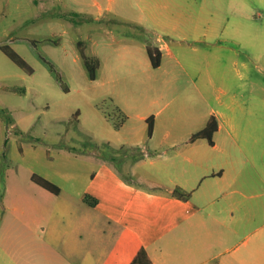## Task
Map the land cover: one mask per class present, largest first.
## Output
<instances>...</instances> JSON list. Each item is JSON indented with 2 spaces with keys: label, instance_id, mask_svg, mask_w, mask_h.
Listing matches in <instances>:
<instances>
[{
  "label": "rangeland",
  "instance_id": "1",
  "mask_svg": "<svg viewBox=\"0 0 264 264\" xmlns=\"http://www.w3.org/2000/svg\"><path fill=\"white\" fill-rule=\"evenodd\" d=\"M193 1L0 0V45H10L33 68L21 67L0 48V214L8 206L9 185L17 194L36 196L21 163L32 166L61 187L58 195L40 187V219L51 216L58 203L70 204V215L92 223L82 245L103 261L113 260L110 252L118 241L107 224L110 213L122 207L113 198L116 187L157 193L178 187L176 182L184 180V147L216 105L214 94L207 101L183 75L180 60L199 55L185 40L194 33L180 25L172 31L160 26L195 8ZM247 2L256 21L247 22L264 24L259 0ZM253 34L264 40V32ZM258 38L252 50L263 57L250 63L246 84L233 83L255 110L253 118L264 100V49ZM166 42L171 49L164 48L163 65L155 67L148 47ZM83 51L100 61L94 79ZM123 119L124 125L116 126ZM261 161L264 175V157ZM91 194L98 205L84 201ZM24 208L23 217H37L36 208L27 203ZM104 246L108 254L102 253ZM82 256L69 254L63 245L44 255L40 247V264H82Z\"/></svg>",
  "mask_w": 264,
  "mask_h": 264
},
{
  "label": "crops",
  "instance_id": "2",
  "mask_svg": "<svg viewBox=\"0 0 264 264\" xmlns=\"http://www.w3.org/2000/svg\"><path fill=\"white\" fill-rule=\"evenodd\" d=\"M193 3L196 7L183 10L176 22L160 25L163 31L180 25L185 32L194 33L185 40L199 55L180 60L183 75L207 101L214 94L216 103L210 110V118L215 116L219 125L214 142L198 138L184 147V180L176 183L190 196L174 195V186L161 193L134 185L116 187L113 198L122 207L110 213L107 225L118 247L110 252L113 260L103 261L102 256H94L91 247L82 245L81 237L92 230V223L70 215V204L58 203L51 216L40 219L38 194L44 187L31 179L37 170L21 163L38 194H17L16 186L7 187L9 200L3 201L8 206L0 214V264H40V247L45 255L62 245L69 254L83 255L82 264H131L141 249L147 251L151 264H264V100L257 106L260 114L257 111L253 118L255 110L233 87L235 80L246 84L250 63L263 57V53L254 55L252 46L259 37V47L264 49L262 37L253 34L264 32V24L247 22H256L247 0ZM259 5L263 12L258 15L263 18L264 0ZM165 47L171 49L167 42L158 47L161 63L157 67L163 65ZM154 135L155 119L150 136ZM110 168L114 172L116 167ZM26 203L36 208L37 217L22 216ZM102 253H109L107 246Z\"/></svg>",
  "mask_w": 264,
  "mask_h": 264
},
{
  "label": "trees",
  "instance_id": "3",
  "mask_svg": "<svg viewBox=\"0 0 264 264\" xmlns=\"http://www.w3.org/2000/svg\"><path fill=\"white\" fill-rule=\"evenodd\" d=\"M82 45V43H80ZM0 48L4 51L5 54H7L11 59H13L17 64H19L21 67L25 68L28 71H33V68L30 66V64L26 61L24 57H22L14 48H12L10 45H0ZM149 56L151 58L153 66L157 67L161 63V51L158 47H148ZM83 56L85 60V64L89 70L91 78H96L97 76V69L100 65V61L96 57H90L87 56L83 51ZM17 90V89H16ZM23 90V89H22ZM118 110L120 112L121 109L118 107ZM125 118L127 115H124ZM126 119H123L122 121H119L116 123V126L121 127ZM148 121V131L149 135H152L153 129H154V116L151 115L147 118ZM218 121L215 118V116H212L206 126L197 132L192 134V139L196 140L198 138H207L211 143L214 142L213 136L216 130L218 129ZM31 179L39 184L40 186L44 187L45 189L53 192V193H60L61 187L55 183L54 181L50 180L49 178L45 177L44 175L34 172L31 176ZM173 194L176 196H179L181 198H188L190 196V192L184 191L180 187H176L173 190ZM85 200L89 202L91 205H96L98 203V198L92 197V196H86ZM151 258L149 257L147 251L145 249H141L139 253L136 255L134 260L131 262V264H151Z\"/></svg>",
  "mask_w": 264,
  "mask_h": 264
}]
</instances>
